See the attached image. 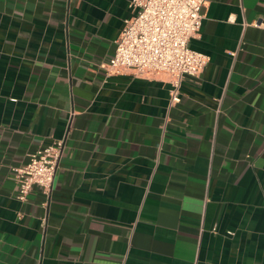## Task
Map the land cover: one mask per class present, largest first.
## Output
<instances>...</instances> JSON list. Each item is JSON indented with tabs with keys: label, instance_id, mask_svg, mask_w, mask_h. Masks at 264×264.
<instances>
[{
	"label": "crops",
	"instance_id": "crops-1",
	"mask_svg": "<svg viewBox=\"0 0 264 264\" xmlns=\"http://www.w3.org/2000/svg\"><path fill=\"white\" fill-rule=\"evenodd\" d=\"M129 3L0 0V264H264V0L204 1L173 104L166 74L108 70Z\"/></svg>",
	"mask_w": 264,
	"mask_h": 264
},
{
	"label": "built area",
	"instance_id": "built-area-1",
	"mask_svg": "<svg viewBox=\"0 0 264 264\" xmlns=\"http://www.w3.org/2000/svg\"><path fill=\"white\" fill-rule=\"evenodd\" d=\"M204 1L130 0L131 15L123 20L108 70L166 74L170 103L179 102L184 77L197 76L209 61L207 54L188 45L200 30ZM61 147L62 141L55 140L28 153L24 164L11 168L19 200H25L33 186L44 193L50 190Z\"/></svg>",
	"mask_w": 264,
	"mask_h": 264
}]
</instances>
